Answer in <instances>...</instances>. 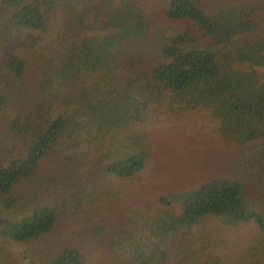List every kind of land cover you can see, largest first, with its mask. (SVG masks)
I'll return each instance as SVG.
<instances>
[{
  "label": "trees",
  "instance_id": "obj_1",
  "mask_svg": "<svg viewBox=\"0 0 264 264\" xmlns=\"http://www.w3.org/2000/svg\"><path fill=\"white\" fill-rule=\"evenodd\" d=\"M150 1L0 0V57H5L10 74L0 91V110H7L14 96L30 98L36 116L34 120L16 111L9 117L12 131L36 135L25 156L0 166L4 207L16 202L14 195H8L12 185L31 176L64 135L83 132L89 143L104 145L105 172L113 179H126L144 169L151 154L147 136L119 137L151 103L207 109L219 120V129L232 141L238 159L250 155L264 167V32L257 33L264 19V0H223L210 6L204 0H166L160 9L151 8ZM159 15L187 21L199 33L184 28L164 36L159 51L164 61L143 72L139 60L123 56L120 44L147 35ZM245 33L251 35L240 37ZM206 36L212 47L193 44ZM15 46L39 49L31 79L26 76V59ZM86 74L88 84L78 94L66 96L68 87ZM57 102L64 108L50 115ZM119 141L129 143L125 150H117ZM94 183L91 187L81 181L60 201L74 212L83 211L101 200L103 187ZM157 202L159 207L137 210L128 225L109 235L112 251L124 264H193L192 242L184 239L206 216L230 225L255 224L263 234L264 256V212L247 201L238 178L210 175L195 186L158 195ZM55 221L49 205L19 219L0 218L4 231L16 241L38 238ZM89 263L82 249L68 243L43 262Z\"/></svg>",
  "mask_w": 264,
  "mask_h": 264
},
{
  "label": "rangeland",
  "instance_id": "obj_2",
  "mask_svg": "<svg viewBox=\"0 0 264 264\" xmlns=\"http://www.w3.org/2000/svg\"><path fill=\"white\" fill-rule=\"evenodd\" d=\"M204 1L210 6L223 0ZM165 2L151 0L150 6L160 9ZM184 28L199 33L187 21L168 20L159 15L158 22L147 35L122 42L120 51L125 58L139 60L141 71L149 72L155 64L164 61L159 55L164 36ZM259 31L258 34L264 32V19ZM249 35L245 33L240 37ZM208 41L207 36L199 37L193 44L212 47ZM17 51L26 59V76L31 79L39 49L21 46ZM4 58L0 57V91L10 79ZM89 81V75H83L75 86L68 87L65 95L78 94L79 88ZM72 106L73 103L69 109ZM33 108L30 98L14 96L7 110H0V166L26 155L36 134L12 131L8 120L16 111L36 119ZM51 108L54 112L50 115H53L62 110L64 104L57 102ZM218 123L219 120L203 107L183 110L170 107L166 102L149 104L143 115L126 126L119 137L143 134L151 144L146 167L126 179H113L105 172L106 160L101 156L104 145H97L96 141L89 143L83 132L62 136L42 157L31 176L22 177L12 185L8 195L16 197L14 205L4 207L0 201L1 219H19L38 206L49 205L56 213L55 224L36 239L16 241L0 223V264H43L67 243L82 249L89 264H124L123 258L112 251L109 235L128 225L138 211L159 207L158 195L195 186L210 175L238 178L247 201L264 212V167L250 155L238 159L232 141L225 139ZM118 145L117 150L123 151L129 143L119 141ZM81 181L91 187L94 181L101 184L102 196L83 211L74 212L72 207L65 206L66 202L60 201V197L67 199ZM96 191L98 193L99 189ZM262 236L252 222L230 225L216 216H206L194 226L192 236L184 240L192 242V251L196 254L193 264H251L255 260L264 264L260 251Z\"/></svg>",
  "mask_w": 264,
  "mask_h": 264
}]
</instances>
